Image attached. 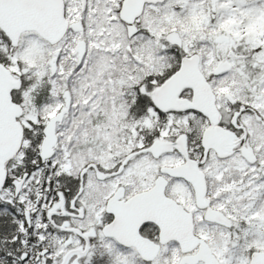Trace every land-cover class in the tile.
Instances as JSON below:
<instances>
[{
  "label": "snow or ice",
  "instance_id": "snow-or-ice-1",
  "mask_svg": "<svg viewBox=\"0 0 264 264\" xmlns=\"http://www.w3.org/2000/svg\"><path fill=\"white\" fill-rule=\"evenodd\" d=\"M0 264H264V0H0Z\"/></svg>",
  "mask_w": 264,
  "mask_h": 264
}]
</instances>
